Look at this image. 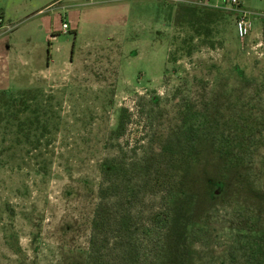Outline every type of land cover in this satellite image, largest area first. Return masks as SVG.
Masks as SVG:
<instances>
[{
  "label": "rangeland",
  "instance_id": "1",
  "mask_svg": "<svg viewBox=\"0 0 264 264\" xmlns=\"http://www.w3.org/2000/svg\"><path fill=\"white\" fill-rule=\"evenodd\" d=\"M94 2L0 0V92L16 102L0 106V264H96L107 161L134 201L117 207L103 264H264V0H247L244 42L233 16L197 37L170 0L92 25L116 17ZM151 148L176 156L169 199L144 188ZM162 207L154 244L143 215Z\"/></svg>",
  "mask_w": 264,
  "mask_h": 264
},
{
  "label": "trees",
  "instance_id": "2",
  "mask_svg": "<svg viewBox=\"0 0 264 264\" xmlns=\"http://www.w3.org/2000/svg\"><path fill=\"white\" fill-rule=\"evenodd\" d=\"M181 21L186 23L193 34L199 36H209L214 27L220 25L227 18L232 17V13L225 10L214 8H201L188 5H180ZM208 41V40H207ZM26 96L30 91H24ZM16 105V102L7 99L5 93L0 92V106L8 107ZM24 105L26 102L24 101ZM5 117L4 112L0 111V120ZM128 112L122 110L120 114V123L118 133L121 134L127 125ZM39 123V119H36ZM33 123V121H31ZM220 147V145H219ZM230 145L228 146V148ZM147 152V160L143 163V183L144 188L150 196L162 195L163 199H169L173 196L177 187L174 175L175 154L168 149H161L157 152L152 148ZM126 167L120 162L114 163L107 161L103 164L102 187L99 191V202L96 205L94 217L92 219V236L90 237V246L96 255V264H103L106 252L107 242L110 243L109 233L113 229L117 218L116 211H119L121 203L134 201V189L130 187L123 178L127 175ZM123 177V178H122ZM128 184V185H127ZM117 193H120L119 196ZM115 201V202H113ZM121 201V202H117ZM117 202V203H116ZM117 209V210H116ZM131 213V211H130ZM143 222L140 232L144 239H148L154 244L161 242L162 233L166 231L171 222L169 212L164 208L152 209L143 215ZM106 240V241H105ZM158 248V247H157ZM108 252V249H107Z\"/></svg>",
  "mask_w": 264,
  "mask_h": 264
},
{
  "label": "built area",
  "instance_id": "3",
  "mask_svg": "<svg viewBox=\"0 0 264 264\" xmlns=\"http://www.w3.org/2000/svg\"><path fill=\"white\" fill-rule=\"evenodd\" d=\"M175 4L190 5L201 8H214L232 13L235 18V32L237 39L246 41L253 32V21L251 14L242 7L240 0H170ZM0 24L2 22L0 21ZM66 33L67 25H63Z\"/></svg>",
  "mask_w": 264,
  "mask_h": 264
},
{
  "label": "crops",
  "instance_id": "4",
  "mask_svg": "<svg viewBox=\"0 0 264 264\" xmlns=\"http://www.w3.org/2000/svg\"><path fill=\"white\" fill-rule=\"evenodd\" d=\"M91 1V0H90ZM95 2L90 4L89 6L93 7V11H97L101 9V7H104L105 9L111 11L110 14L113 16L115 15V19L108 18L104 21L98 22V21H92V25H99V26H111L113 24L105 22L106 20H113L116 21V26H122L126 25V21L131 15L132 12V5L137 3L139 0H94ZM163 1V0H162ZM57 2V1H56ZM54 2L53 4H55ZM242 7L245 9L247 5V0H240ZM91 3V2H89ZM53 4H50L48 7H51ZM106 4V5H104ZM97 18V17H95ZM99 19V18H97ZM91 20V19H89ZM102 20V19H99ZM90 22V21H88ZM102 23V24H101Z\"/></svg>",
  "mask_w": 264,
  "mask_h": 264
}]
</instances>
